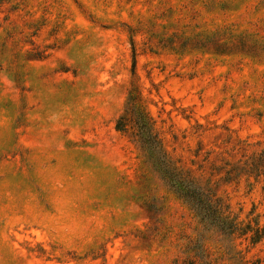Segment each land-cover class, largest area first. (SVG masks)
Here are the masks:
<instances>
[{"label":"rangeland","instance_id":"rangeland-1","mask_svg":"<svg viewBox=\"0 0 264 264\" xmlns=\"http://www.w3.org/2000/svg\"><path fill=\"white\" fill-rule=\"evenodd\" d=\"M0 264H264V0H0Z\"/></svg>","mask_w":264,"mask_h":264},{"label":"trees","instance_id":"trees-1","mask_svg":"<svg viewBox=\"0 0 264 264\" xmlns=\"http://www.w3.org/2000/svg\"><path fill=\"white\" fill-rule=\"evenodd\" d=\"M130 109L131 113H134V108ZM135 123L138 128L137 136L139 137V142L142 148L146 153H149L151 158H155L160 166H164L160 156L161 147L158 135L153 131V128L145 122V117L143 118V116L137 115ZM170 171L171 170L168 167L165 172L163 171L164 175L166 174L165 177H167V180L171 183L172 187L179 190L181 197L190 205L191 209L194 210L198 217L204 221V219L216 215L217 210L213 209L211 199L207 198L206 195L193 184V182L183 180L178 174H173Z\"/></svg>","mask_w":264,"mask_h":264}]
</instances>
